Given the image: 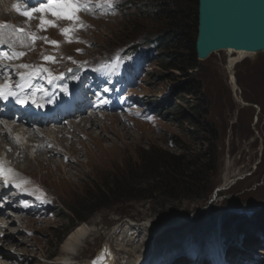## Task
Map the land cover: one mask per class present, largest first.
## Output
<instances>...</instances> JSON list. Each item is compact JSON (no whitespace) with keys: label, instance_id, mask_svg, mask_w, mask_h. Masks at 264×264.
Listing matches in <instances>:
<instances>
[{"label":"rangeland","instance_id":"1","mask_svg":"<svg viewBox=\"0 0 264 264\" xmlns=\"http://www.w3.org/2000/svg\"><path fill=\"white\" fill-rule=\"evenodd\" d=\"M33 5L27 7L38 6ZM154 8L153 0H112L111 7L105 0H91L90 10L78 13L88 27L76 30L71 43L59 31L69 26L68 21L40 31V13L29 20L19 12L0 10V20L7 18L8 24L60 42L59 47L42 39L29 41L26 47L17 44V51L26 55L11 64L43 63L54 75L69 72L53 80L55 85L63 82L57 93L62 105L66 92L80 82L79 90H96L87 94L88 108L83 112H71L59 123L51 119L37 124L60 130L54 129V137L46 139L33 133L42 142L21 148L24 156L9 146L0 148V164L17 162L18 169L11 168V174L30 188L28 199H0V218L12 220L0 223V233L3 239L14 236L1 242L0 249L13 258L0 264H60L65 256L62 244L83 224L90 227V234L71 255L74 263L92 260L107 242L114 254L111 264H264V217L258 220V211L264 208V52L232 69L223 51L198 59L196 67L186 71L166 67L163 53L170 51L157 46L164 24ZM43 55L55 56L56 62L43 61ZM72 68L79 71H68ZM233 77L249 105L235 100ZM40 79L35 81L40 87L48 82ZM44 96L43 91L36 92L37 103V97ZM201 102L205 115L194 110ZM148 116L152 119H145ZM80 118H93L95 124L75 126ZM147 153L188 175L200 163L204 182L194 194L174 199L158 193L128 198L121 190L92 203L87 220L72 225L70 208L76 202L98 194L113 180L121 186L129 168L140 173L141 158ZM197 210L201 211L191 219L173 225ZM226 216L234 219L235 228L224 234ZM146 222L161 228L152 230ZM9 243L14 248H7Z\"/></svg>","mask_w":264,"mask_h":264},{"label":"trees","instance_id":"2","mask_svg":"<svg viewBox=\"0 0 264 264\" xmlns=\"http://www.w3.org/2000/svg\"><path fill=\"white\" fill-rule=\"evenodd\" d=\"M155 8L153 12L164 24L161 36L157 37L156 43L158 47H165L170 52L163 53L166 67L178 68L186 71L196 67L198 59L195 53V40L197 34V0H153ZM146 8V7H145ZM190 80L187 82L189 85ZM190 86V85H189ZM190 92V90H188ZM202 115L207 112L203 108V103L198 104L194 108ZM174 111V110H173ZM174 115H179L175 112ZM148 155L141 158L140 173L133 174L131 168L125 176L122 185L116 181L104 184L98 194L87 196L85 200L78 201L74 207L70 208L72 213V225L87 220L88 210L92 203L95 204L101 199L114 197L119 191L125 190L121 194L124 197H153L158 193L168 198H177L179 195L187 196L195 193V189L199 184L204 182L202 176V167L200 163L194 165L190 175L180 172L176 166L170 164H162V159L158 156L147 153ZM134 171V168H133ZM206 181V179H205ZM120 193V192H119ZM106 201V200H105ZM105 203V202H104ZM102 205H105V204ZM96 207H94L95 210ZM92 211V210H91ZM87 212V213H86ZM90 212V211H89ZM259 219L264 217V208L258 211ZM233 218L226 216L223 220H227L224 226V234L229 233L228 229L235 228ZM229 220V221H228ZM234 220V219H233ZM264 220V219H261ZM233 224V225H232ZM232 226V227H231ZM231 230V229H230Z\"/></svg>","mask_w":264,"mask_h":264},{"label":"snow or ice","instance_id":"3","mask_svg":"<svg viewBox=\"0 0 264 264\" xmlns=\"http://www.w3.org/2000/svg\"><path fill=\"white\" fill-rule=\"evenodd\" d=\"M32 3L37 4V7H27L28 0H23L22 3L13 4V8L16 9L22 16L31 20L34 13H40L39 23L37 28L40 31H46L48 27H58V21L65 20L70 22L69 26L59 27L60 33L65 37L66 42H72L73 33L82 28L88 27L79 17L78 13L80 11H89L91 0H31ZM107 6L111 7L112 0H105ZM52 17L51 19L48 17ZM42 39L46 43L53 46L59 47V41L51 40L48 37L38 36L36 32L27 31L25 28L16 27L14 25L8 24L6 22H0V46H7L6 48H0V62L3 61H13L19 60L21 57L25 56L24 51H17V44L21 47L29 46V41L34 43L36 40ZM76 51H81L77 49ZM43 61L56 62V58L53 55H43L41 57ZM71 60L73 64H79L77 61L73 60L72 57H67ZM15 72L18 79L13 84L11 83V73L9 71ZM72 71V69H68ZM0 72L4 73L3 82L0 83V99H8L13 97L17 104L27 103L29 98H31L32 103H37L36 92L44 91L41 87H36L32 85V80L37 76H43L49 83L53 80L60 79L64 76L61 72L58 75H54L53 72L46 67L43 63L41 64H29V63H19V64H4L0 63ZM26 88H32L31 92L26 93L24 90ZM105 92L108 91L107 88L104 89ZM49 103L51 101H48ZM103 102V101H102ZM38 107L43 105L38 104ZM145 119L151 120L152 117L148 116ZM17 143L20 142L19 136L14 137ZM51 147V145H49ZM7 171L12 172L11 168L5 169L2 164H0V175H3ZM24 182H18L15 187L21 188V184ZM28 191L27 189H22ZM42 192V190H40ZM41 197H37L40 199ZM69 251L74 249L69 247ZM107 249L101 253V256L97 257L92 261V264H98V260L102 259L104 255H107Z\"/></svg>","mask_w":264,"mask_h":264},{"label":"water","instance_id":"4","mask_svg":"<svg viewBox=\"0 0 264 264\" xmlns=\"http://www.w3.org/2000/svg\"><path fill=\"white\" fill-rule=\"evenodd\" d=\"M195 53L204 60L222 50L264 51V0H197ZM73 69V72H77ZM220 188H217L218 191ZM212 199L206 207L211 205ZM201 210L178 219L179 225Z\"/></svg>","mask_w":264,"mask_h":264},{"label":"bare ground","instance_id":"5","mask_svg":"<svg viewBox=\"0 0 264 264\" xmlns=\"http://www.w3.org/2000/svg\"><path fill=\"white\" fill-rule=\"evenodd\" d=\"M16 1H21V0H16ZM43 1H46V0H43ZM30 2V3H29ZM13 4H15V0H0V10L2 11V14H4V11L5 13H13V12H16V9L13 8ZM30 5H33V3L31 2V0H28V3H27V6H30ZM37 5V4H35ZM34 6V5H33ZM3 8H4V11H3ZM7 19V18H6ZM6 19H1L0 21L2 22H7ZM223 52L227 53L229 55V59H228V63H227V66L229 67V69H232L234 68L238 63L242 62L243 60H245L246 58H253L255 56H258L259 54H256V53H252V52H245V51H235V50H231V49H228V50H222ZM218 52H221V51H218ZM264 52V51H263ZM262 52V53H263ZM216 53V52H215ZM213 54V53H212ZM261 54V53H260ZM11 73V81L15 78V72L13 73L12 71L10 72ZM4 79V78H3ZM3 79H1V81L3 82ZM72 79L71 78H67L66 82H69L71 81ZM236 82H237V79L235 77H233L230 81V86L234 92V98L235 100L243 105V106H247L249 105V103L245 102L241 93H238L237 90V86H236ZM32 85L33 86H36V87H40L39 85H36L32 82ZM47 84L45 85H42V87H45ZM28 89V92H31L32 91V88H26ZM5 101L6 104H10L12 101H13V97H9L8 99H3ZM30 105V104H29ZM41 105H43L42 107H38L37 105H32L33 107L30 108V111H32V113H34L35 111L37 113H42L43 109L46 110L49 109L48 107H46V103L43 102L41 103ZM48 106V105H47ZM78 106L77 104L74 105V107ZM51 108L54 109L56 108L57 110H59L61 108L62 110V105H60V102L56 101V100H53L51 102ZM35 109V110H34ZM38 109V110H37ZM83 111L84 109V106L83 108H81ZM6 108L3 109V108H0V113L2 112H5ZM82 111V112H83ZM7 112H5V116H1L0 118V137L2 138V142H5L3 143V147L2 145L0 146L1 149L5 150L6 149V146H9V148H11V152H13V150L16 152L17 150L20 152H23L21 150V148L25 147V146H31V142L33 141H36L38 142V138L36 136L33 135V133H36L37 135H40V136H43L44 138L46 137H51L53 135V133L56 131H59L60 129L58 128H52V129H45V128H40L39 125L37 124H40L41 122H44V120H33L31 118H25L22 116L21 118V121L22 122H26V124H22L24 126H20L18 123H14V121L16 122V120L14 119L13 116L11 117H8V115L6 114ZM86 113V111H85ZM74 114H78V113H74ZM59 115V114H58ZM79 116H81L80 114H78ZM105 115V113L103 114ZM70 115H66L63 119H61L59 116L56 117H53L52 118V121H54L56 119V121L59 123L61 121H64V119H67ZM75 116V115H74ZM11 120V122H7V119ZM109 118V117H108ZM59 120V121H58ZM71 122V121H69ZM53 123V122H52ZM51 123V124H52ZM89 124L90 127H92L94 124H95V120L93 118H89V119H83V118H80L78 119L77 123L75 126L77 125H80V124ZM28 124H31V125H28ZM71 124V123H70ZM54 125V124H53ZM108 125V123H107ZM33 126L37 127V128H33ZM56 126V125H54ZM73 126V125H71ZM30 128H33V130H30ZM55 129V130H54ZM75 129V128H74ZM102 129V128H101ZM53 130V131H52ZM10 134V136H8L7 134ZM16 136H19L20 138V142L17 143L16 140L14 139V137ZM36 138L35 140L33 139ZM52 137V138H53ZM45 138V139H46ZM98 138V137H97ZM93 139V138H92ZM1 140V139H0ZM56 140V139H55ZM42 142V141H39V143ZM1 143V142H0ZM8 148V147H7ZM25 155V153L23 152L22 155ZM23 155V156H24ZM1 157H3L1 154H0ZM8 165H10L12 168L14 169H18L17 167V162L15 161H11L9 163H7ZM11 191V190H10ZM5 212V211H4ZM2 214V212H1ZM3 217H5L3 215ZM6 221H4V218H0V223H7V221H10L11 219L10 218H5ZM12 221V220H11ZM131 224L134 225L133 222H130ZM146 225H148L149 227L153 228L152 230H155L157 231L156 229L154 228H157V226H152L150 223L146 222L145 223ZM2 225V224H0ZM7 225V224H6ZM145 226V225H144ZM158 228H161V227H158ZM157 228V229H158ZM3 231L2 230V227L0 228V232ZM5 232V231H4ZM9 234V233H8ZM88 234H90V227L86 224H83V225H78L77 227H75L74 230H72L70 232V234L68 235L66 241L62 244V251L65 253V256L64 257H61L60 258V264H75L74 261H72V257L71 255L73 254H77L78 250L80 249V247L83 245V243L85 242V238L87 239L88 237ZM4 235L3 233H0V244L1 242L3 243L4 241L6 242L7 240L9 241L12 237H14L11 233L9 235H7L4 239H3ZM130 237V236H129ZM3 239V240H2ZM7 241V242H8ZM5 244V243H4ZM20 244V243H19ZM18 244V245H19ZM4 246V245H3ZM13 247V244H8L7 245V248L8 247ZM11 247V248H12ZM71 247L73 248L74 250L73 251H69L68 248ZM125 247V246H124ZM16 248V247H15ZM107 249V255H104L102 259L98 260V264H111L113 262V259H114V254L112 252V250L110 249V246L107 244V242L104 244V246L101 248V250L98 251V254L96 257H94V259H96L97 257L101 256V253L104 252V250ZM25 251V250H24ZM13 253V252H12ZM10 259V258H13L11 256V254L9 252H6L2 249H0V261L3 260L6 262L7 259ZM93 259V260H94ZM58 260V259H57ZM93 260H89L87 262H84V263H79V264H92V261Z\"/></svg>","mask_w":264,"mask_h":264}]
</instances>
